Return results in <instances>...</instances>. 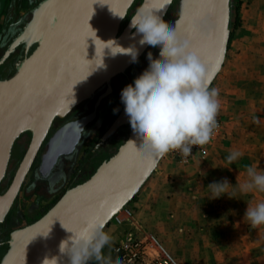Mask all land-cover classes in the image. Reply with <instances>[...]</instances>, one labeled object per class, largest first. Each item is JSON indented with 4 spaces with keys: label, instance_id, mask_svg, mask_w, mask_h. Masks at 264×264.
Returning a JSON list of instances; mask_svg holds the SVG:
<instances>
[{
    "label": "water",
    "instance_id": "1",
    "mask_svg": "<svg viewBox=\"0 0 264 264\" xmlns=\"http://www.w3.org/2000/svg\"><path fill=\"white\" fill-rule=\"evenodd\" d=\"M135 1L43 0L0 60L2 65L18 46H25V58L15 73L0 81V186L15 141L25 132L31 134L10 185L0 193V224L9 214L54 119L66 117L133 66L136 62L128 49L136 50L138 61L149 47L140 45L142 34L130 27L132 17L154 11L164 20L174 0H142L121 28ZM229 23L230 0H179L176 31L181 39L191 42L189 50L205 66L210 84L225 56ZM159 58L158 53L155 59ZM85 124L86 118L59 129L48 140L42 162L53 166L65 154L64 147L70 153ZM124 126H130L126 141L90 178L68 189L41 218L10 233L0 264H43L45 258L53 257L58 264H69L68 255L59 250L61 241L73 235L68 230L79 231L92 219L101 220L105 228L133 200L160 158L153 160L144 154L124 107L97 145ZM71 133L75 138L67 143Z\"/></svg>",
    "mask_w": 264,
    "mask_h": 264
},
{
    "label": "rangeland",
    "instance_id": "2",
    "mask_svg": "<svg viewBox=\"0 0 264 264\" xmlns=\"http://www.w3.org/2000/svg\"><path fill=\"white\" fill-rule=\"evenodd\" d=\"M42 1L0 0V45L8 44L15 20L20 19L23 24L29 21L31 12ZM141 2H134L126 22ZM178 15L179 0H174L164 21L174 25ZM148 52L155 59L159 48L149 46L126 73L113 79L114 94L105 102L94 124L87 128L72 161L65 163L59 188L43 182L35 171L38 162L34 164L0 225V241L8 240L11 232L41 218L67 191L63 190L64 185L70 182L75 186L86 181L126 141L130 132L128 126L105 144L97 145L123 105L121 90L148 68ZM12 61L1 68V78L14 74ZM210 87L218 90L220 101L218 127L211 141L201 147L193 146L188 157L172 151L160 158L134 201L119 213L124 217V211L132 208L135 215L132 229H124V223L108 224V230L111 225L115 226L112 228L113 239L124 240L131 231L157 241L158 244L152 240L148 242L143 264H156L162 256V249L177 264H264V226L252 228L244 219L248 204L254 206L264 201V193L240 194L237 190L233 198L223 194L210 199L207 188L213 181L224 178L233 186L237 182L243 183L247 180L246 167L250 165L264 170V0H230L225 56ZM27 146L25 136L15 141L0 193L11 183ZM235 150L242 155L228 164L225 157ZM133 203L135 207H132ZM119 244V241L114 242L104 252L112 264L117 260L124 264L115 253ZM6 250L7 247L0 248V260Z\"/></svg>",
    "mask_w": 264,
    "mask_h": 264
},
{
    "label": "clouds",
    "instance_id": "3",
    "mask_svg": "<svg viewBox=\"0 0 264 264\" xmlns=\"http://www.w3.org/2000/svg\"><path fill=\"white\" fill-rule=\"evenodd\" d=\"M130 27L142 34L140 45L159 48L160 57L154 59L148 52V68L121 90V102L133 133L138 135L149 159L163 158L172 151L188 157L193 146H204L213 138L218 127L219 92L210 87L205 66L189 50L191 42L179 37L175 25L165 22L156 12L148 11L134 15ZM128 50L132 62H137L136 50ZM241 155L238 150L230 151L225 159L232 164ZM246 174L247 180L235 186L227 178L210 183L207 187L210 199L223 194L233 198L237 190L240 194L264 193V170L250 165L246 167ZM244 219L252 228L264 226V201L254 206L248 204ZM68 231L73 235L61 241L59 250L68 255L69 264H89L90 261L112 264L103 253L112 237L104 231L101 220L92 219L79 231ZM43 264H58L57 258H45Z\"/></svg>",
    "mask_w": 264,
    "mask_h": 264
},
{
    "label": "flooded vegetation",
    "instance_id": "4",
    "mask_svg": "<svg viewBox=\"0 0 264 264\" xmlns=\"http://www.w3.org/2000/svg\"><path fill=\"white\" fill-rule=\"evenodd\" d=\"M127 22L124 21V23H123L121 28H123L127 24ZM27 23H28V21L23 24L22 20H20V19L15 20V22L13 23V26H12V29H13L14 32H13V35H12L11 39L9 40L8 44H6V42H4L3 44L0 45V52L2 50V53L0 54V60L4 56L5 52L7 50H9L10 46L15 42V40L21 35V33L23 32V29H24V27L26 26ZM35 48H36V45L32 46L28 50L27 56H29L33 52V50ZM24 58H25V46L24 45H20V46H18L15 49L13 55L5 63L0 65V75L3 74V72H1L2 71L1 68L5 64L9 63L12 60H14V61H12V67L14 68V73H15L17 66L23 61ZM127 71H128V69L125 71V73ZM10 77H8V78H10ZM116 77H114V78H116ZM8 78H4V77L1 78L0 77V81L8 79ZM113 79L110 81L109 84H105L101 88H99L90 99L84 101L80 105H78L75 108H73L71 110V112L66 117H64V118H55L54 119V121H53V123L51 125V128H50V130L48 132V135H47L43 145L41 146L40 151H39V153H38V155H37L32 167H31V169H32L34 164L36 162H38V166L36 167L35 171H36V173L39 176L42 177V181L48 183L49 186H52V187L53 186H58L57 188H59L61 186V181L63 180V177H64L65 163H68V162L72 161V158L75 156V153L77 152V149L80 147V145L82 143V140H83V137H84V135H85V133L87 131V128L89 126H91L92 124H94V122L97 120L98 116L100 115V112L103 109V106H104L105 102L114 94L115 88H114V86L112 84ZM123 107H124V104L121 106L120 110L116 114L117 116L119 115V113L121 112ZM84 118H86V124H85V126H84V128H83V130L81 132V136L79 137L78 142L75 144V147L73 148V150L69 153L67 151L66 147H64L65 154H62L61 156H59V158L57 159V161L55 162V164L53 166H50L47 163H43L41 158H42V156L45 154V152L47 150V145L46 144H47L48 140L51 137H53L54 134L59 129H61L63 126H65V125H67L69 123H75V122H77V121H79L81 119H84ZM128 127L130 129V126H128ZM122 128L123 127H121L119 130H117L114 135H116ZM22 136H25V139L28 140V145H29V142H30V139H31V134L29 132H25V133L21 134L19 136V138H21ZM74 138H75L74 133H71L69 135V137L67 138V143H69V141H72ZM65 142H66V140H65ZM67 143L66 144L64 143V146H67ZM27 148H28V146H27ZM81 183H83V182H81ZM81 183H79V184H81ZM75 186L71 185L70 182H69V183H67L66 185L63 186V190L66 191V190H68L70 188H73ZM0 189H1V186H0ZM57 190H59V189H57ZM7 241L8 240L0 241V248L7 247Z\"/></svg>",
    "mask_w": 264,
    "mask_h": 264
},
{
    "label": "built area",
    "instance_id": "5",
    "mask_svg": "<svg viewBox=\"0 0 264 264\" xmlns=\"http://www.w3.org/2000/svg\"><path fill=\"white\" fill-rule=\"evenodd\" d=\"M132 213V208H127L124 211V217L119 215V213L112 218L110 222L115 225H122L127 222ZM157 241L150 236L143 233L131 232L129 231L122 243H120L115 248V253L121 258L124 264H143L147 256L146 249L148 242ZM158 244V243H157ZM156 264H177L174 258L169 255L164 249H162V256L156 261Z\"/></svg>",
    "mask_w": 264,
    "mask_h": 264
},
{
    "label": "crops",
    "instance_id": "6",
    "mask_svg": "<svg viewBox=\"0 0 264 264\" xmlns=\"http://www.w3.org/2000/svg\"><path fill=\"white\" fill-rule=\"evenodd\" d=\"M134 201V200H133ZM132 201V202H133ZM135 203H133V206L132 207H135ZM129 208H131V207H129ZM134 212V211H133ZM131 213V217H130V219L127 221V223H124L122 226H123V228L124 229H132L133 228V226L135 225V221H134V223H133V220H135V215H134V213ZM111 228L108 230V225L104 228V230H106V232H108L110 235H111V237H112V242H111V244H110V246H107V247H105L104 248V250H103V253L109 248V247H111L112 245H113V243L114 242H117V241H119V243H121L122 242V240H123V238H122V240L120 241V239L118 238V237H115L114 239H113V235H112V228H115V226H113V225H111L110 226ZM89 264H96V262L95 261H90L89 262Z\"/></svg>",
    "mask_w": 264,
    "mask_h": 264
},
{
    "label": "trees",
    "instance_id": "7",
    "mask_svg": "<svg viewBox=\"0 0 264 264\" xmlns=\"http://www.w3.org/2000/svg\"><path fill=\"white\" fill-rule=\"evenodd\" d=\"M134 199H135V197L133 198V200H134ZM133 200H132V201H133Z\"/></svg>",
    "mask_w": 264,
    "mask_h": 264
},
{
    "label": "bare ground",
    "instance_id": "8",
    "mask_svg": "<svg viewBox=\"0 0 264 264\" xmlns=\"http://www.w3.org/2000/svg\"><path fill=\"white\" fill-rule=\"evenodd\" d=\"M33 165V164H32ZM120 213V212H119Z\"/></svg>",
    "mask_w": 264,
    "mask_h": 264
}]
</instances>
